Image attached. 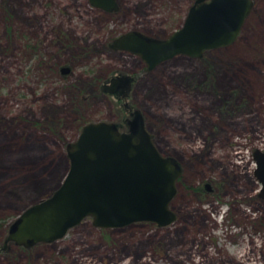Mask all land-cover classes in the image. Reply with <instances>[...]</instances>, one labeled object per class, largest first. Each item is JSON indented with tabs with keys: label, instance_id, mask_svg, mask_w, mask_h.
I'll return each instance as SVG.
<instances>
[{
	"label": "rangeland",
	"instance_id": "rangeland-1",
	"mask_svg": "<svg viewBox=\"0 0 264 264\" xmlns=\"http://www.w3.org/2000/svg\"><path fill=\"white\" fill-rule=\"evenodd\" d=\"M193 1L116 0L105 11L88 0H0V264H190L189 256L264 264L253 157L264 148V0H253L231 44L199 57L176 54L148 69L110 46L130 29L168 36ZM116 75L132 77L125 97L100 88ZM124 102L181 166L169 205L175 218L101 227L86 216L54 241L3 249L17 214L63 178L66 143L88 121L120 122Z\"/></svg>",
	"mask_w": 264,
	"mask_h": 264
},
{
	"label": "water",
	"instance_id": "water-1",
	"mask_svg": "<svg viewBox=\"0 0 264 264\" xmlns=\"http://www.w3.org/2000/svg\"><path fill=\"white\" fill-rule=\"evenodd\" d=\"M88 2L105 11L117 9L116 0ZM252 6L253 0H194L181 25L168 36L158 38L130 29L115 36L110 46L138 55L148 69L176 54L199 57L208 49L231 44ZM131 80L129 75H116L100 88L125 97ZM129 114L126 129L106 120L82 124L77 137L66 143L69 166L63 178L48 196L17 214L3 249L9 242L28 247L54 241L86 216L101 227L139 220L164 225L175 218L168 205L176 193L181 166L174 156L159 151L137 110ZM253 157L259 194L264 196V148L254 149Z\"/></svg>",
	"mask_w": 264,
	"mask_h": 264
},
{
	"label": "trees",
	"instance_id": "trees-1",
	"mask_svg": "<svg viewBox=\"0 0 264 264\" xmlns=\"http://www.w3.org/2000/svg\"><path fill=\"white\" fill-rule=\"evenodd\" d=\"M124 110H126L125 108H124ZM129 119H130V115L129 114H127V113H124L123 114V116H122V119H121V121L120 122H117V125L119 126V127H124V126H127V123H128V121H129ZM206 210H207V208H206ZM213 211L215 210V209H212ZM208 215H207V217L209 218V220H211V223H212V227H213V229H215V228H217L218 227V225H217V222H216V220L212 217V215L208 212L207 213ZM210 214V215H209ZM10 225H11V223L9 224V227H10ZM201 245H203L204 243H200ZM189 260H190V264H191V257L189 256ZM184 260H182V261H178L179 263L180 262H182V264H184V262H183Z\"/></svg>",
	"mask_w": 264,
	"mask_h": 264
},
{
	"label": "bare ground",
	"instance_id": "bare-ground-1",
	"mask_svg": "<svg viewBox=\"0 0 264 264\" xmlns=\"http://www.w3.org/2000/svg\"><path fill=\"white\" fill-rule=\"evenodd\" d=\"M169 205H170V202H169ZM169 205H168V206H169ZM208 246H209L208 244H204L203 247H202L201 249L205 252L206 255H209V257H210V253H209V251H207ZM206 251H207V252H206ZM219 251H220V250H219ZM231 259H232V260H231ZM231 259L229 260V263H230V264H234L235 262L233 261V258H231ZM191 260H192V261H191V264H202L201 262L196 263L195 260H194V258H192V257H191ZM174 263H175V264H182V262L179 263L178 261H176V262H174ZM188 264H189V263H188Z\"/></svg>",
	"mask_w": 264,
	"mask_h": 264
},
{
	"label": "flooded vegetation",
	"instance_id": "flooded-vegetation-1",
	"mask_svg": "<svg viewBox=\"0 0 264 264\" xmlns=\"http://www.w3.org/2000/svg\"><path fill=\"white\" fill-rule=\"evenodd\" d=\"M117 92H118V91H117ZM124 107H125V109L127 110V113H129L130 110H133L132 107L127 106V103H126V102H124ZM209 207H210L211 209H215L214 212H219V208H220V206H219L218 204H215L214 202H212V203L209 204ZM215 220H216V219H215ZM216 222H217V221H216ZM217 225H218V223H217Z\"/></svg>",
	"mask_w": 264,
	"mask_h": 264
}]
</instances>
